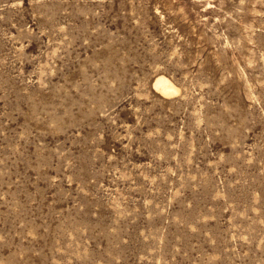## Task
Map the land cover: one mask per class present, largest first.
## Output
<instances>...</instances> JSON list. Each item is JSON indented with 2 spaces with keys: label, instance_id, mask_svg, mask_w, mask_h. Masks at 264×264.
Returning a JSON list of instances; mask_svg holds the SVG:
<instances>
[{
  "label": "rangeland",
  "instance_id": "obj_1",
  "mask_svg": "<svg viewBox=\"0 0 264 264\" xmlns=\"http://www.w3.org/2000/svg\"><path fill=\"white\" fill-rule=\"evenodd\" d=\"M0 264H264V0H0Z\"/></svg>",
  "mask_w": 264,
  "mask_h": 264
},
{
  "label": "bare ground",
  "instance_id": "obj_2",
  "mask_svg": "<svg viewBox=\"0 0 264 264\" xmlns=\"http://www.w3.org/2000/svg\"><path fill=\"white\" fill-rule=\"evenodd\" d=\"M154 89L165 98H171L180 93V88L165 75H158L153 82Z\"/></svg>",
  "mask_w": 264,
  "mask_h": 264
}]
</instances>
